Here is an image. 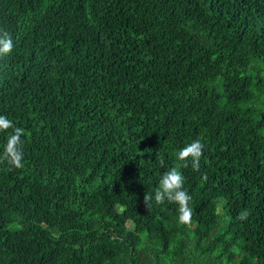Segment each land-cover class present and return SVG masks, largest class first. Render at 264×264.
I'll return each instance as SVG.
<instances>
[{"label":"trees","instance_id":"16d2710c","mask_svg":"<svg viewBox=\"0 0 264 264\" xmlns=\"http://www.w3.org/2000/svg\"><path fill=\"white\" fill-rule=\"evenodd\" d=\"M0 29V115L25 130L0 264H264V0H0ZM197 139L185 225L154 193Z\"/></svg>","mask_w":264,"mask_h":264},{"label":"clouds","instance_id":"9594fccd","mask_svg":"<svg viewBox=\"0 0 264 264\" xmlns=\"http://www.w3.org/2000/svg\"><path fill=\"white\" fill-rule=\"evenodd\" d=\"M14 49V41L12 36L5 30L0 29V59L11 55ZM11 129V132L9 130ZM0 133H8L7 142L3 147V154L0 156V162H6L10 167L9 171L13 169H20L24 160V140L25 130L22 127H17L6 116L0 115ZM204 144L199 140H194L187 144L177 154V159L180 163L163 172L159 187L155 190V203L160 205L165 202L175 204L178 206V221L181 224L188 225L191 223L193 209L189 206L192 197L188 191L184 189V176L179 170L180 168H187L189 163L193 171H199L200 160L203 155ZM159 166L164 168V160L159 159ZM207 180L205 174L202 177ZM144 204L147 208L152 207L153 194L147 192L144 195ZM249 216V212L245 209L239 213L237 219L245 221Z\"/></svg>","mask_w":264,"mask_h":264},{"label":"rangeland","instance_id":"374dc122","mask_svg":"<svg viewBox=\"0 0 264 264\" xmlns=\"http://www.w3.org/2000/svg\"><path fill=\"white\" fill-rule=\"evenodd\" d=\"M118 220H119L120 222H123V221H124V217L121 216V215H119V216H118Z\"/></svg>","mask_w":264,"mask_h":264}]
</instances>
